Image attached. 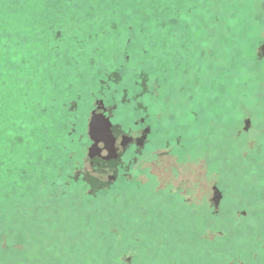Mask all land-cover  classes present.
Instances as JSON below:
<instances>
[{
    "label": "rangeland",
    "instance_id": "374dc122",
    "mask_svg": "<svg viewBox=\"0 0 264 264\" xmlns=\"http://www.w3.org/2000/svg\"><path fill=\"white\" fill-rule=\"evenodd\" d=\"M0 98V264H264V0L6 3ZM103 114L154 132L118 171Z\"/></svg>",
    "mask_w": 264,
    "mask_h": 264
},
{
    "label": "flooded vegetation",
    "instance_id": "af4514ba",
    "mask_svg": "<svg viewBox=\"0 0 264 264\" xmlns=\"http://www.w3.org/2000/svg\"><path fill=\"white\" fill-rule=\"evenodd\" d=\"M116 73H119V72L118 71L115 72V74H113L114 77H108L106 75V78H105L104 83H103L104 85H102L97 90L98 91L97 94H93V101L92 102H89V101L86 102V109H88L90 107V103L92 105L90 111L88 112V115H89V113L91 114V112H93L95 110V108H98L99 106H103L104 110L109 109L110 113H113L115 110H117L118 108H121V107H123V108L124 107H130V108H132L133 100H132L131 93L128 92V91H125V93L127 94V98H125V95H123V97H122V95H121V94H123L122 91L125 90V89L122 86L121 81L118 80L117 82H114V80H113L114 78H116L118 76ZM119 79H121V78H119ZM146 91L147 90L141 89V93L144 92L143 94H145ZM95 101H98V103H96L97 105H94ZM72 104H75V102L72 103ZM84 105H85V103H84ZM69 106H71V103H70ZM80 106H81V104H80ZM77 110H78L77 111L78 114L81 115V113H82L81 109L78 108ZM81 116L84 118V119H82V123H85L86 127H87L88 126V119L86 118V120H85L84 115H81ZM103 116L105 117L104 120L101 119V118L100 119L96 118V119H94V121L92 123L91 133L92 134L95 133L94 142L96 143L95 146L92 148V155H93L94 158H97V159H99L101 161H104V160L105 161H109L110 160V162H112V160H113L114 162H116L115 164H117V167L114 165V167H115L114 169H117V171H118V170H121V168H122V166L118 167V164L123 163L121 161L123 156L131 155L133 147H137L138 146L137 144L143 145L144 148H145V146L147 147V144L152 143V141H153L151 134L154 133V132H152V133L150 132L152 129H151V126L149 125L151 123L148 121V117L146 115L142 116V114H141V117H139L140 118L139 119V123L140 124L135 125V127H133V128H137L138 127V128L143 129L142 137L140 139H136L135 141H132V136L131 135L128 136V137H122V141L119 144L120 146H117L116 145V143H117L116 137L112 135V128H113V126L119 128V124L116 121V120H118V118H117L118 116H116V117H114L112 115H108L107 116L105 114H103ZM109 119H110V123L108 122ZM132 120H133V117L130 115L127 118V122L123 123L124 125L128 123L127 127H129L131 133H133L132 132L133 131V129H132V126H133L132 125L133 124ZM136 122H138V121H136ZM160 122L162 124L164 123L163 121H160ZM100 124H101V126H99ZM106 127H108L110 129V132H111L112 136H109L108 132L106 131ZM163 129H164V127H163ZM166 134L168 136L167 137V139H168L167 142H172L171 139L174 140V143H178L179 141H181V137L179 135L169 137V133H166ZM155 135H157V134H155ZM85 138L86 139H84V141H82V143L85 144L86 142H88L89 145H90V143H91L90 139L91 138L89 139L88 135L85 136ZM145 138H146V141H145ZM161 142H164L163 137H162ZM143 143H145V146H144ZM101 144H104V145L106 144L107 147H109L111 149V154L109 155L110 159H107V158H109V156L108 157H103V155L101 154L103 149H105L104 145H103L104 148H100L99 147V145H101ZM91 145H92V143H91ZM121 147L122 148L124 147L125 150L120 154V152H118V151H119V149ZM128 164H129L130 169H131V159L129 160ZM125 168H127V166H125ZM213 189L218 190L216 187L213 188Z\"/></svg>",
    "mask_w": 264,
    "mask_h": 264
},
{
    "label": "snow or ice",
    "instance_id": "6c2138e0",
    "mask_svg": "<svg viewBox=\"0 0 264 264\" xmlns=\"http://www.w3.org/2000/svg\"><path fill=\"white\" fill-rule=\"evenodd\" d=\"M17 3L21 8L29 6V0H0V10L6 6V3ZM125 98H127V94L125 93ZM0 102H2V98H0ZM119 123V121H117Z\"/></svg>",
    "mask_w": 264,
    "mask_h": 264
}]
</instances>
